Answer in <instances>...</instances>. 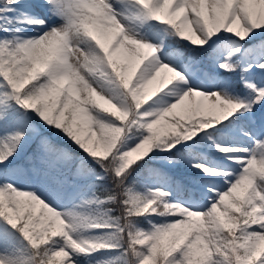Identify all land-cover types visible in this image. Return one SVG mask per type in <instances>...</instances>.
Returning <instances> with one entry per match:
<instances>
[{"label": "snow or ice", "instance_id": "6c2138e0", "mask_svg": "<svg viewBox=\"0 0 264 264\" xmlns=\"http://www.w3.org/2000/svg\"><path fill=\"white\" fill-rule=\"evenodd\" d=\"M0 264H264V0H0Z\"/></svg>", "mask_w": 264, "mask_h": 264}, {"label": "trees", "instance_id": "16d2710c", "mask_svg": "<svg viewBox=\"0 0 264 264\" xmlns=\"http://www.w3.org/2000/svg\"><path fill=\"white\" fill-rule=\"evenodd\" d=\"M38 211H39V209H38Z\"/></svg>", "mask_w": 264, "mask_h": 264}]
</instances>
